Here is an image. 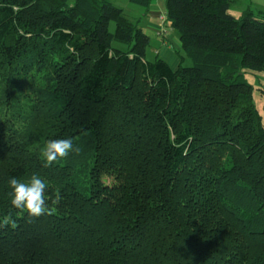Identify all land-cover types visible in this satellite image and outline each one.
<instances>
[{"label": "trees", "instance_id": "16d2710c", "mask_svg": "<svg viewBox=\"0 0 264 264\" xmlns=\"http://www.w3.org/2000/svg\"><path fill=\"white\" fill-rule=\"evenodd\" d=\"M235 1L165 0L172 69L109 0H0V264H264V10ZM33 174L50 214L11 205Z\"/></svg>", "mask_w": 264, "mask_h": 264}, {"label": "clouds", "instance_id": "9594fccd", "mask_svg": "<svg viewBox=\"0 0 264 264\" xmlns=\"http://www.w3.org/2000/svg\"><path fill=\"white\" fill-rule=\"evenodd\" d=\"M74 151H79V148L74 146L71 138L48 140L40 149L41 159L44 162L43 167L52 166ZM8 183L11 189L9 193L10 202L14 208L26 211L30 217L50 214L45 195L47 181L44 178L38 174H33L27 182L12 177ZM4 222L7 223V220ZM12 226L14 227L15 224L13 223Z\"/></svg>", "mask_w": 264, "mask_h": 264}, {"label": "crops", "instance_id": "0c3cea01", "mask_svg": "<svg viewBox=\"0 0 264 264\" xmlns=\"http://www.w3.org/2000/svg\"><path fill=\"white\" fill-rule=\"evenodd\" d=\"M109 1L113 5L121 8L125 16L130 21H136L138 25L140 23L139 27H141L144 32H146L148 29L149 31H153V37H155L157 40H160V49L156 50L155 53H162L161 58L164 59L172 69L177 68L179 64V58L174 53V51H171L173 47L172 39L173 41L176 39L173 35L174 31L169 28L167 23L164 22V19H162L165 17V0H150L146 9L140 4L134 3L131 0ZM238 2H241V4L237 5V11L239 14L248 4H250L252 9L255 11L264 10V0H251L250 2L246 1L245 5L243 1L236 0L231 5V7L236 5ZM149 35L150 34H148V36ZM178 44L180 47L179 40ZM261 85L264 87V84Z\"/></svg>", "mask_w": 264, "mask_h": 264}, {"label": "rangeland", "instance_id": "374dc122", "mask_svg": "<svg viewBox=\"0 0 264 264\" xmlns=\"http://www.w3.org/2000/svg\"><path fill=\"white\" fill-rule=\"evenodd\" d=\"M239 1H243L245 5L247 0H239ZM239 4H241V2H238L236 5L230 7L229 13L231 15L236 16V17L239 16V13L237 11V5ZM152 32L153 31H149V29L145 32L147 34H150L149 37L151 36L150 44L145 49V58L150 61L154 60L156 56L159 58L162 57V53H159V54L155 53L156 50L160 49V40H157L155 37H153ZM173 35L175 36L176 39L174 41L172 39L173 47L171 51H174L175 53V51L179 49V44H178V38H177L175 31L173 32ZM182 64L183 66H192V60L189 57H185ZM171 66H174V65H171ZM245 78L254 87L256 88L263 87L261 84H264V71L256 73V74L247 73L245 74ZM253 96H254V102L256 104V107L262 116V121H263V126H264V96L261 95L257 91H254Z\"/></svg>", "mask_w": 264, "mask_h": 264}, {"label": "built area", "instance_id": "2783aa9c", "mask_svg": "<svg viewBox=\"0 0 264 264\" xmlns=\"http://www.w3.org/2000/svg\"><path fill=\"white\" fill-rule=\"evenodd\" d=\"M162 19H164V18H162Z\"/></svg>", "mask_w": 264, "mask_h": 264}]
</instances>
